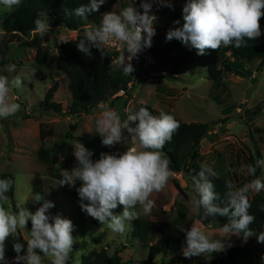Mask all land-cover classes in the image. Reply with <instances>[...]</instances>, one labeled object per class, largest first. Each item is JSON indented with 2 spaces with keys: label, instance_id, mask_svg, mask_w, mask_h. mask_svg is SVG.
Returning a JSON list of instances; mask_svg holds the SVG:
<instances>
[{
  "label": "rangeland",
  "instance_id": "374dc122",
  "mask_svg": "<svg viewBox=\"0 0 264 264\" xmlns=\"http://www.w3.org/2000/svg\"><path fill=\"white\" fill-rule=\"evenodd\" d=\"M131 3V0H118V5L110 11L118 13ZM174 9L158 14L154 23L155 35L151 42L154 59L152 63L148 62L149 69L140 67V71L135 69L129 76H124L118 70L116 61L114 62L113 76L128 81L129 94L118 96L122 94L119 92L113 96V103H102L90 113L80 116L70 113L72 95L69 91V78L65 73L66 59L60 48L62 44L74 41L84 33L50 26L49 33L44 37L34 31L27 36L8 34L3 29L1 20L14 10L0 11V74L10 79L20 76L23 80L22 88L10 93L11 99L20 103V111L8 119L0 120V176L3 179L11 176L15 183L13 197H9L5 206L15 212L18 211L19 204L34 213L43 203L33 199L35 194L39 193L52 201L55 207L49 210L51 214L70 219L74 225L72 235L77 242L73 245L68 264H81L83 256L103 249L110 255L121 252L124 264H172L170 257L166 255L150 259L149 249H145L140 238L134 236L135 220L128 232L120 236L82 211L79 197L72 194L66 185H60L49 167L39 161L38 153L44 146L58 160L57 167L60 171H71L76 166L74 144L82 143L81 138L85 133L97 134L96 120L102 115L104 107L118 112L122 120L126 118V110L138 111L142 101L143 104L171 113L176 119L186 123L221 122L229 118L225 129H222V123L216 125L202 142L201 163H209L219 177L232 182L230 163L240 154L243 155L241 166L248 164L249 155L255 154L254 142L262 150L264 159V109L260 107V112L253 114L254 142H250L247 136L249 122L245 114L246 110L255 108L264 100V70L258 72L259 63H246V69L254 73L252 77L225 74L222 83L217 84L209 77L210 61L207 53L197 55L180 53L178 50L168 53L175 39L166 40V33L170 28L180 26L174 25V21L180 20V16L174 14L181 13L183 7L176 6ZM41 16L44 18L49 15ZM91 25L89 21H84L80 27L84 29ZM103 47L106 51L115 53L110 45ZM39 50L48 54L45 64H39L36 60ZM153 51L159 53L158 59ZM179 63H182L181 66ZM11 64L16 66L14 72L8 71ZM55 84L59 85V89L52 101L61 104V114L46 112L44 108L50 89ZM42 130L46 133L52 130L53 134L42 139ZM134 144L133 138L125 143H118L112 154L119 155ZM241 166L238 169L240 180L237 187H241L248 176L246 170L240 171ZM262 175L264 176V170ZM175 182L182 188V193L175 187ZM191 189V177L174 173L164 190L153 193L151 198L155 201V207L151 214L145 215L141 211L139 218L151 222H169L185 233L183 230L190 229L199 218L194 215L190 203ZM259 193L250 191V200ZM122 211V205L113 210L114 214ZM202 223L198 226L211 238L221 237L222 227L212 226L206 220ZM30 229L29 221L27 227L18 229L16 233L20 232L27 240ZM253 234L246 241L242 236H231L225 241V249L256 247L257 233ZM149 242L152 246H158L159 236L152 233ZM6 259L8 264H16L15 258ZM195 259L199 262L210 258H206L204 254L185 260L193 262ZM49 261L50 258L45 257V264H49Z\"/></svg>",
  "mask_w": 264,
  "mask_h": 264
},
{
  "label": "clouds",
  "instance_id": "9594fccd",
  "mask_svg": "<svg viewBox=\"0 0 264 264\" xmlns=\"http://www.w3.org/2000/svg\"><path fill=\"white\" fill-rule=\"evenodd\" d=\"M23 0H0V11H12L19 7ZM107 0H88L73 10V14L87 20L92 13L99 12ZM136 0L117 12L102 14L100 24L86 26L84 34L76 44L77 50L84 56L92 58L93 48L105 56L104 47L119 42L127 55L121 53L116 60L118 70L129 76L134 72L130 62L144 48L151 47L155 35L154 23L157 17L152 14V3L143 0L135 7ZM164 6L172 7L171 3ZM142 9V11H141ZM264 0H186L182 9L183 24L170 28L166 40L176 39L189 48L197 50V55H205L206 49L216 50L222 45L237 49L248 47V41H255L262 36L260 18L264 17ZM34 33L44 37L50 31L48 17L35 20ZM174 25H180L176 20ZM112 53V52H111ZM16 66H8L14 72ZM23 86L20 76L9 78L0 74V120L8 119L20 111L21 105L11 99L10 93ZM143 104V101L141 102ZM126 118L115 110L104 107L102 115L96 120V132L104 146L112 147L122 143L125 130L135 141L134 146L119 155L102 153L93 161V151L83 143L74 144L76 166L71 171H61L60 185L76 187L82 211L95 218L112 233L125 235L132 222L139 219L140 212L150 215L155 207L151 198L153 193L165 189L174 175L170 168L171 161L164 149L180 123L173 114L160 111L153 115L147 107L141 106L138 111L126 110ZM264 170V159L254 164L242 165L240 171L255 177L249 183L237 187L231 180L225 181L226 191L223 199L216 191L213 180L218 173L207 162L201 163L199 171L192 176L191 206L194 215L199 217L190 229L185 231L186 247L182 255L190 259L193 256L212 254L225 250V241L231 236H242L245 241L254 235L250 225L255 216L250 214L252 207L249 193L264 191V176H257V170ZM230 171H236L229 169ZM13 181L0 178V264H8L6 259V241L18 229L27 227L31 222L29 238L25 244L13 242L16 253V264H45V257L50 258L49 264H68L77 239L73 237V222L53 215L49 211L55 205L41 194L33 199L43 201L33 213L25 207L17 205L18 211L9 210V191ZM87 202V203H85ZM123 206L120 214L113 210ZM139 206V210H138ZM264 211V205L260 206ZM226 217L221 237L213 239L198 226L209 217ZM258 243L264 244V231L256 235ZM230 246V245H229ZM23 253V254H22ZM43 254V255H41Z\"/></svg>",
  "mask_w": 264,
  "mask_h": 264
},
{
  "label": "trees",
  "instance_id": "16d2710c",
  "mask_svg": "<svg viewBox=\"0 0 264 264\" xmlns=\"http://www.w3.org/2000/svg\"><path fill=\"white\" fill-rule=\"evenodd\" d=\"M88 3V0H23V3L17 7L7 18L1 20L3 29L12 35L27 36L30 32H33L35 28V20L42 18V14L49 15V24L53 28H66L71 31H79L84 33V29L80 27L84 21H89L92 25H99L102 19V14L110 12V10L118 5V0H107L105 5H102L99 12L92 13L88 16L87 20H83L76 17L73 14V10L79 7L81 4ZM175 7H171L167 12H171ZM264 11V9H262ZM174 16H180V26L183 24L182 12L174 14ZM261 31L264 33V17L260 18ZM179 26V27H180ZM83 35H80L76 40L69 41L62 44L60 50L66 59L65 73L69 78V91L72 95V105L70 113L74 116H80L85 113L88 114L97 106L102 103H108L112 101L114 95L124 90L126 93L128 89V81L113 76V64L119 58L121 53H111L104 49L105 56H101L99 50L93 48L92 58L84 56L77 50L76 44ZM173 50H178L180 53H193L197 54V50L189 48L182 44L178 40H174V43L169 48L168 53ZM156 59L159 57V53L153 51ZM206 53L209 57V77L217 84H221L225 74H233L242 77H252L253 71L246 69V63H259L258 72L264 70V34L255 41H248V47L235 48L221 46L219 49L212 50L206 49ZM48 59V54L43 50H39L36 56V60L39 64H45ZM182 63H179L181 66ZM59 89V85L55 84L50 89V95L48 101L44 104L46 112L61 114V104L53 102L54 95ZM129 93H127L128 95ZM119 99V98H118ZM117 99V100H118ZM141 106L147 107L153 115H159L156 109L141 104ZM260 107L264 109V100L255 108L246 110L245 114L248 116V138L250 142H254L253 130L254 128V115L256 111L260 112ZM138 108V109H139ZM229 118L221 120V122L211 123H186L180 119H177L180 123L179 129L174 133L170 142L164 146V151L171 161L170 168L173 173H183L192 178L195 172L199 171L200 164L202 162L201 147L202 142L207 136L214 130V127L222 123V129L228 124ZM251 127V128H250ZM74 129V128H73ZM258 131V130H256ZM52 130L49 133L41 131V137L44 139L47 135L51 136ZM125 139L123 143L130 141L132 136L125 130ZM48 136V137H49ZM82 143L86 148L93 151V161L98 160L102 153L112 154L117 149V144L112 147L104 146L101 143V137L98 134H83L81 138ZM255 154H251L248 157V164H254L256 160L263 159L262 150H260L254 142ZM39 161L49 167L53 173V177L60 180L61 171L57 167L58 160L52 157L50 151L46 150L44 146L41 147L38 153ZM243 155L238 154L235 159L230 163V169L233 175V183L237 186L240 180L238 169L243 162ZM246 164V165H248ZM257 176H263L262 170H257ZM3 179V177L0 176ZM5 179L13 181V187L8 197H13L15 192L14 179L11 176H6ZM255 177L247 176L246 180L242 182V186L249 183ZM224 179L218 176L213 180L216 191L221 195L223 199L226 191ZM80 186L79 182L76 187H66L70 192L78 197L76 188ZM175 187L179 192H183L180 185L175 182ZM252 207L249 209L250 214L255 216V221L249 227L257 233V235L264 229V211L260 210V206L264 205V192L261 191L256 194L250 200ZM206 222L215 227H222L227 223L226 217H209ZM135 224V237H139L143 247L149 249V256L151 260H154L160 255L169 256L172 264H264V244L258 243L253 248H238L229 247L224 251L205 254L206 259L203 261L188 262L182 255V250L186 247L185 233L182 232L175 224L169 222H151L145 219H137ZM154 233L159 236L160 243L158 246L150 245V235ZM13 242H21L25 244L27 240L23 235L18 232L11 235L6 241V258H15L16 253L12 248ZM23 254V253H22ZM200 259L199 257H197ZM81 264H124L121 252H115L110 255L107 250L91 251L87 255L82 257Z\"/></svg>",
  "mask_w": 264,
  "mask_h": 264
},
{
  "label": "built area",
  "instance_id": "2783aa9c",
  "mask_svg": "<svg viewBox=\"0 0 264 264\" xmlns=\"http://www.w3.org/2000/svg\"><path fill=\"white\" fill-rule=\"evenodd\" d=\"M133 2V0H131ZM143 2V0H136L135 5L139 7V5ZM149 2L152 3V14H154L156 17L158 14H161L163 12H167L170 8L167 6H164L166 3H171L172 7L176 6H184L186 3V0H149ZM142 11V9H141ZM111 49L115 53H123L127 55L125 48L122 44L119 42H113L109 44ZM154 59L152 52H151V47H146L144 48L140 53H138L137 57L133 58L130 62L132 63L134 69L139 70L143 67L145 69H149L148 62L152 63V60ZM141 67V68H140ZM132 88V86H130ZM122 94H119L118 96H123L126 95L127 93L122 90L120 91Z\"/></svg>",
  "mask_w": 264,
  "mask_h": 264
},
{
  "label": "crops",
  "instance_id": "0c3cea01",
  "mask_svg": "<svg viewBox=\"0 0 264 264\" xmlns=\"http://www.w3.org/2000/svg\"><path fill=\"white\" fill-rule=\"evenodd\" d=\"M157 110V109H156ZM158 112H160V110H157ZM201 154H202V147H201Z\"/></svg>",
  "mask_w": 264,
  "mask_h": 264
}]
</instances>
